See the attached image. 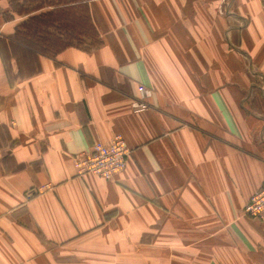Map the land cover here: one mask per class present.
<instances>
[{"label": "crops", "instance_id": "crops-1", "mask_svg": "<svg viewBox=\"0 0 264 264\" xmlns=\"http://www.w3.org/2000/svg\"><path fill=\"white\" fill-rule=\"evenodd\" d=\"M69 6L101 45L45 56L11 43L25 17L0 0V264H264L244 214L264 185L261 1ZM116 135L125 171L79 176Z\"/></svg>", "mask_w": 264, "mask_h": 264}, {"label": "trees", "instance_id": "trees-1", "mask_svg": "<svg viewBox=\"0 0 264 264\" xmlns=\"http://www.w3.org/2000/svg\"><path fill=\"white\" fill-rule=\"evenodd\" d=\"M18 2V0H10L12 9L16 12V14L19 15H29L28 20L24 23H22L18 30L16 31L15 38L11 40V43L13 42V45L15 46V42H18L22 45H24L29 50H34L35 54L38 55H45V56H54L60 51H63L70 47H78L85 49L87 51H91L92 49L89 48H83L82 45L84 44L82 41H69L66 38V33L63 35H58V38H52L50 39H42L37 34V31L40 27H46L49 28V24L53 22V24L57 23V29L62 31V27H65V32L68 33L69 28L74 27V29L77 30H88L92 32V28L90 27L89 18L83 14V10L73 12V14L70 16V18H59L61 14H59L61 11H58V7H63L64 4H73L76 3L79 0H60L58 1L59 4L54 5L53 1L55 0H48V2L44 3H37L36 1H33V3L36 6L30 7L27 10H24L23 7H20L19 5L15 4V2ZM20 1V0H19ZM31 4V3H30ZM44 8H50L52 11L42 13ZM57 10V11H56ZM74 10V9H73ZM77 11V12H76ZM39 13L37 15H31L33 13ZM82 14V15H80ZM77 16V17H76ZM14 16L11 14H8L5 16L6 19H11ZM55 19V20H53ZM69 24V28H67L66 25ZM22 30H25L26 32L34 30L35 33H31L30 35H23ZM72 30V28L70 29ZM24 36L27 39L22 40L21 36ZM96 43V42H95ZM100 45V42L98 43Z\"/></svg>", "mask_w": 264, "mask_h": 264}, {"label": "built area", "instance_id": "built-area-1", "mask_svg": "<svg viewBox=\"0 0 264 264\" xmlns=\"http://www.w3.org/2000/svg\"><path fill=\"white\" fill-rule=\"evenodd\" d=\"M260 1L264 8V0ZM145 91L144 88L140 89V101L132 105L135 112L148 109L144 103ZM130 155L131 149L124 138L116 135L108 144L96 142L89 152L77 154L74 157V166L79 176L90 174L110 181L125 171ZM244 214L253 220L264 222V185L252 195L244 209Z\"/></svg>", "mask_w": 264, "mask_h": 264}, {"label": "rangeland", "instance_id": "rangeland-1", "mask_svg": "<svg viewBox=\"0 0 264 264\" xmlns=\"http://www.w3.org/2000/svg\"><path fill=\"white\" fill-rule=\"evenodd\" d=\"M33 1H36V0H18V2L16 1L15 4L19 5L20 7H23L24 10H27L29 9L30 7H33V6H36ZM60 0H55L53 1L54 5H57L59 4ZM46 3L48 2V0H37V3ZM31 3V4H30ZM49 4V2H48ZM58 11H61L59 14H61L59 16V18H61V16L65 19L67 18H70V16L73 14V12H75V7H72V6H69L67 8H64V7H58L57 8ZM74 9V10H73ZM52 11L50 8H44L43 12L42 13H46V12H50ZM57 11V10H56ZM12 13L13 14H16V12L12 9ZM39 14L38 12L37 13H33L31 15H37ZM25 19H24V22H26L28 20V17L29 15H24ZM77 17V16H76ZM55 20V19H53ZM23 22V23H24ZM57 23L53 24V22H51L49 24V28H46V27H40L39 30L37 31V34L40 38L42 39H52V38H58V35H63L65 34L66 35V38L69 40V41H82L84 44L82 45L83 48H89V49H95V48H98L100 45H101V42L98 38H96L91 31H88V35H86L85 33H83V30H77V29H74V27L71 26L72 30H70L71 28H69V24L66 25L68 29L69 28V31L68 33L65 32V27H62V31L60 30H56L57 29ZM31 33H35L34 30H31V31H28L26 32L25 30H22V34L23 35H30ZM21 36L22 40L24 39H27L25 38L24 36ZM96 42V43H95ZM100 42V45H98V43Z\"/></svg>", "mask_w": 264, "mask_h": 264}]
</instances>
